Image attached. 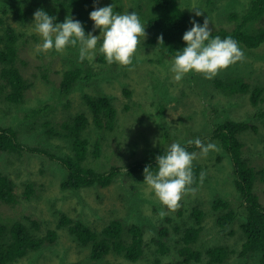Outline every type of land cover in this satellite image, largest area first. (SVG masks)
I'll return each mask as SVG.
<instances>
[{"label": "rangeland", "instance_id": "1", "mask_svg": "<svg viewBox=\"0 0 264 264\" xmlns=\"http://www.w3.org/2000/svg\"><path fill=\"white\" fill-rule=\"evenodd\" d=\"M213 1L214 5L209 0H180V5L189 12L192 20L195 19L203 26L207 19L209 28L214 29L233 26L227 13L241 12L248 4V0ZM138 2L139 0H100V7L113 5L114 13L124 14L135 10ZM142 2L145 5L147 0ZM193 6L207 13V18L200 19V16H196ZM4 15L0 9V18H4ZM7 20L5 18L6 22ZM33 22L34 17L30 16L24 24L13 23L17 29H23L27 33L21 41L18 66L24 78L32 84L27 87L22 102L18 104L8 102L0 95V127L9 126L15 129L24 146L20 153L0 152V172L10 176L15 183V192L21 197L13 205L0 201V222L9 226L15 221H21L36 233L44 234L47 229L56 228L59 212H65L97 230L115 217L122 218L127 224H149L151 228L144 229V255L137 261H127L114 253L106 256L103 261H92L89 258V247L81 246L66 227H61L56 230L57 238L54 243L43 249L30 251L25 257L9 264H71L76 261H82L83 264H104V261H121L126 264H180L183 262L177 252L180 244L176 239L180 237L182 227L194 224L191 213L195 207L205 212L203 234L198 243L203 251L212 245H226L239 250L243 240L240 228L242 218L238 217L232 224V233H223L216 223L217 212L212 204L217 194L228 198L231 206L238 211H242L244 206L241 207L232 184L233 168L230 156L211 138L212 133L209 131L212 123L226 118L247 121L251 128L238 132V137L244 142V155L251 164L264 168V47L250 52L249 56L244 51L245 58L242 62H237L216 76L225 78L234 74L241 76L243 82L251 88L256 85L263 86L260 100L256 104L252 103L249 92L227 94L217 89L212 84V79H205L202 74L194 71L186 74L179 83L175 82L174 73L171 72L174 58L165 55L162 57L160 51L145 45L149 34L146 27V38H140L141 44L133 58V64L129 66L131 70L120 65L114 70H106V64L100 63L97 56L101 39L97 44L95 58L92 61L87 59L96 75L90 82H80L68 94L59 96L57 87L62 73L71 67L66 57L68 50L65 49L63 53H53L51 50L47 53L37 52L36 46L43 41L35 31ZM141 23L143 24L142 21ZM89 32L100 35L99 29H91ZM73 53L79 55V50ZM44 74L47 78H44ZM123 87L129 88V96L125 95ZM163 92L166 93L162 94ZM84 93H104L110 96L118 111L117 124L113 130L98 131L82 98ZM163 99H167V129L150 116L151 113L157 115L156 110ZM125 104L129 108H124ZM40 107V111L34 114L33 109ZM80 112L85 113L89 120L83 130V136L89 141V151L93 150L97 139L100 142L98 158L89 154L87 164L98 170H107L111 165L122 168L117 178L106 187L62 189L60 183L66 175L65 168L60 162L44 154L46 152L63 156L72 153L69 139L55 132L46 133L44 122L55 123L60 129L62 122ZM164 132H167L166 136ZM200 136H206L207 144H216L218 151H210L207 157L201 156L200 150L195 151V161L205 167V176L195 187L194 194L188 193L182 197L177 211H168L158 201L144 182V173L127 175V167L144 157L149 149L162 144L170 148L173 143H188ZM34 147L44 153L29 150ZM218 156H221L220 160ZM26 183H31L34 187V193L29 199L22 197ZM255 192L264 204V181L256 184ZM161 211L167 212L163 218L159 215ZM33 221L40 227L33 228ZM176 225L180 228L179 231H176ZM155 226H166L170 235L171 250L158 263V245L152 238L155 235ZM208 259V255L204 253L201 261L187 264H209ZM221 264L254 262L251 258L240 259L234 254Z\"/></svg>", "mask_w": 264, "mask_h": 264}, {"label": "trees", "instance_id": "2", "mask_svg": "<svg viewBox=\"0 0 264 264\" xmlns=\"http://www.w3.org/2000/svg\"><path fill=\"white\" fill-rule=\"evenodd\" d=\"M209 1L214 5L213 0ZM96 7H100V0H0V9L5 14L4 18H0V24L3 25H0L2 31L0 33L1 97L8 102L18 104L22 102L27 87L32 84L24 78L18 66L21 41L24 40L27 33L23 29H17V23L24 24L30 16L34 17V12L38 8L43 9L50 16H55L56 23H63L68 16L79 20L87 35L94 26L89 14ZM132 11L138 14L149 31L145 45L160 51L162 57L165 55L175 58L178 52L187 46L182 37L187 30L191 29L192 17L186 9L181 7L180 0H147L145 5L142 0H139L135 10ZM227 15L228 19L233 21V26L211 29L210 39L216 36H220L221 39L231 37L238 42L239 47L243 52L245 51L247 56L250 55V52L264 47V0H248L247 7L243 11H229ZM207 16L208 14L203 12L199 18H207ZM5 18H8L7 22ZM161 35L164 44L158 42V37ZM66 49L68 50L66 57L70 61L71 67L62 73L60 84L57 87L59 96L68 94L80 82H90L96 75L87 59L81 62L79 55L73 53L78 51V47L68 46ZM51 52L56 53L54 48ZM97 56L100 63L106 64L107 71L118 68L116 63L109 65L101 53H98ZM44 78H47L46 74H44ZM211 82L217 89L227 94L249 92L253 104L259 102L263 92V86L256 85L251 88L243 82L241 76L234 74L225 76V78L216 77ZM167 90H169L168 87ZM123 92L126 96L130 94L128 87H123ZM164 93L166 92L162 94ZM82 98L90 110L92 122L98 131H111L115 128L118 111L109 95L84 93ZM166 100L163 99L157 108V115L150 114L156 123L165 129H167L165 123ZM124 108H129V105L125 104ZM40 109L41 107L33 109V113H38ZM88 122V117L82 112L62 122L60 129L55 126V123L44 122L46 133L55 132L69 139L72 146L71 154L58 156L44 153L35 147L29 148L32 152L48 154L50 158L60 162L65 168L66 175L60 183L62 189L78 190L89 186L106 187L117 178L122 169L119 166L111 165L107 170H98L87 164L89 154L95 158H98L100 154L99 139L96 140L93 150L89 151V141L83 136V130ZM250 128L247 121L226 118L221 122L212 123V129L209 131L212 133L211 138L216 140L222 150L230 156L233 168L232 184L237 192L241 207L244 206L242 211H238L231 206L228 198L217 194L212 204L213 209L217 212L216 223L223 233H232V224L238 217H241L240 228L243 233L241 248L235 250L226 245H212L203 251L198 243L203 234L205 212L201 208L195 207L191 213L194 224L182 227L180 237L176 239L180 244L177 252L183 262L180 264L201 261L204 253L208 255L209 264H221L234 254L240 259L251 258L254 264H264V204L255 192L256 184L264 181V168H258L250 163L243 152L244 142L238 137V132L241 133ZM166 133L164 132V136ZM196 139L207 144L206 136L205 138L195 137L192 141ZM180 145L190 153L200 150L195 144L182 143ZM23 148V143L15 129L9 126L0 127V152L20 153ZM168 149L164 144L149 149L144 157L127 167V175L144 173L145 167L149 166L151 167L150 171L157 172L155 158L165 154ZM217 158L220 160L221 156ZM204 168L199 162L193 161L192 170L195 183L191 187L195 188L197 184L199 185L200 174L204 173ZM33 193V184L26 183L22 197L29 199ZM20 200L21 197L15 192L14 181L8 174L0 172V201L13 205ZM32 227L37 229L40 225L33 221ZM61 227H66L81 246L89 247V258L92 261H103L111 253L122 256L127 261H137L144 255V229L149 228L150 225L138 222L127 224L122 218L115 217L100 230H97L80 218L71 217L65 212H59L56 228L47 229L44 234L36 233L21 221H15L9 226L0 222V264L16 262L30 251L43 249L54 243L57 238L56 230ZM153 228L155 235L152 238L158 245L156 250L159 253L156 258V263H158L161 257L171 250L169 247L170 235L166 226ZM175 229L176 231L180 230L178 225L175 226ZM71 264L83 263L76 261ZM104 264L126 263L104 261Z\"/></svg>", "mask_w": 264, "mask_h": 264}, {"label": "clouds", "instance_id": "3", "mask_svg": "<svg viewBox=\"0 0 264 264\" xmlns=\"http://www.w3.org/2000/svg\"><path fill=\"white\" fill-rule=\"evenodd\" d=\"M192 10H195L196 16L203 13L195 6ZM89 18L94 22L93 31L100 30L99 36L93 35L92 32L86 35L82 22L71 16L66 17L63 23H56L55 16H50L43 9L36 10L33 23L35 31L43 41L36 46V51L47 53L54 48L56 52L63 53L68 46L78 47L79 60L92 61L97 53L98 41L102 39L98 51L109 65L116 63L121 67L131 66L141 44L140 38H146L145 25L141 23L138 14L134 11L114 13L113 5H109L96 7L90 12ZM190 23L191 29L182 37L187 46L178 52L171 66L175 82L179 83L186 74L193 71L211 80L219 72L244 60L245 54L233 38L221 39L216 36L210 39L211 29L207 19L204 20L203 26L195 19ZM158 42L163 43L162 35L158 37ZM188 144H195L200 149V155L204 157H207L210 151H218L216 144L205 145L200 139L190 140ZM196 158L197 153H190L179 143H173L165 154L155 158L157 172L150 171V166L145 167L144 182L168 211H177L182 197L195 193V188L191 186L195 183L192 165ZM204 176L202 172L201 182ZM159 215L163 218L167 212L161 211Z\"/></svg>", "mask_w": 264, "mask_h": 264}]
</instances>
